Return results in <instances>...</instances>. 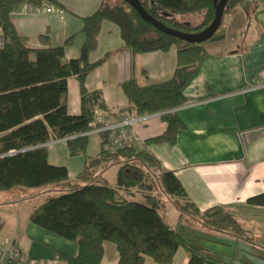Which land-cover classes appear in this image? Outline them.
Returning a JSON list of instances; mask_svg holds the SVG:
<instances>
[{"label": "trees", "instance_id": "trees-1", "mask_svg": "<svg viewBox=\"0 0 264 264\" xmlns=\"http://www.w3.org/2000/svg\"><path fill=\"white\" fill-rule=\"evenodd\" d=\"M139 1L151 16L184 32L202 31L215 17L214 0ZM46 2L55 0H0V190L62 185L64 192L48 197L34 209L30 220L76 243L75 256L57 254L66 264H104L106 242L116 245L117 264H145L147 255L159 264H170L179 247L189 254L187 264H218L219 259L198 241H209L219 234L242 237V226L224 206L201 211L190 202L175 173L163 170L160 160L147 148L152 144H175L178 132L186 127L176 109L187 103L184 88L207 54V41L192 43L171 36L156 29L124 0H103L96 12L83 18L86 40L81 56L68 59L65 46L73 36L60 46L33 48L12 21V14L21 5L41 7ZM237 6L250 12L244 0H228L224 16ZM184 15H201L202 19L192 25L179 19ZM104 20L119 25L126 45L135 55L176 46L178 64L172 78L146 85L134 78L121 83L129 109L138 115L161 113L166 129L139 145L115 152L106 147L109 134L100 133V153L86 160L85 169L73 181L66 166L49 162L46 144L69 137L71 156L87 154L95 111L107 110L100 92L86 87L88 75L104 60L89 59ZM218 31L210 40L220 38ZM40 40L49 44L50 35L42 34ZM73 76L80 85L79 115L68 110V79ZM94 164L104 166L102 172L117 165L116 182L99 178L101 173L89 179L88 170ZM80 180L87 181L77 183ZM157 188L179 209L177 227L161 214L164 199L156 194ZM247 202L264 207V192Z\"/></svg>", "mask_w": 264, "mask_h": 264}, {"label": "crops", "instance_id": "crops-1", "mask_svg": "<svg viewBox=\"0 0 264 264\" xmlns=\"http://www.w3.org/2000/svg\"><path fill=\"white\" fill-rule=\"evenodd\" d=\"M244 1L250 12L243 6L233 8L223 18L218 31L220 38L205 44L207 54L184 88L187 103L176 109L186 125L178 132L176 143L147 147L160 160L163 170L175 173L190 202L201 211L224 206L238 220L244 230L242 237L219 234L209 240L210 244L214 241L221 244L226 256L222 262L226 264L264 263V207L247 202L250 197L264 192V86L261 84L264 78V0ZM102 3L103 0H55L44 3L39 11L14 12L12 21L19 34L29 38L33 48L60 46L73 36V41L65 46V56L79 58L86 40L82 32L83 18L96 12ZM179 19L195 25L202 16L184 15ZM45 33L50 35L49 44L40 40ZM89 59L91 62L104 59L88 75L86 87L91 92H100L107 113L115 120L131 107L121 83L133 78L141 85L169 80L177 68L178 52L176 46H172L168 51L135 55L126 45L119 25L104 20L98 44ZM68 110L72 115L81 113L80 85L75 76L68 79ZM165 129L161 116L140 124L141 143L162 134ZM90 134L100 137L95 132ZM62 146L67 147V141L48 143L49 162L66 166L69 178L75 181L85 168L75 174L67 163H60L64 156ZM117 171V165L111 166L101 172L99 178L115 183ZM12 203L0 202L1 238L45 260L58 253L77 254L75 242L30 220L34 209L42 203H34L22 216L16 213L17 205ZM166 212L163 217L177 227L179 209ZM208 249L214 251L212 247ZM118 259L116 245L106 242L103 263L117 264ZM188 260L187 250L179 247L170 264H187ZM59 264L66 263L60 260ZM145 264L159 263L147 255Z\"/></svg>", "mask_w": 264, "mask_h": 264}, {"label": "built area", "instance_id": "built-area-1", "mask_svg": "<svg viewBox=\"0 0 264 264\" xmlns=\"http://www.w3.org/2000/svg\"><path fill=\"white\" fill-rule=\"evenodd\" d=\"M41 8L25 3L15 12L39 11ZM48 10L50 11L51 8H48ZM2 44L3 39L0 36V47ZM261 84L264 86V78H262ZM157 116H161V113L138 115L133 111L127 110L121 113L118 119L113 120L107 111L96 109L94 121L91 124L92 129L88 134L95 132L100 135L102 132H107L109 138L106 147L108 150L115 152L123 147L139 145L142 138L138 126ZM68 139L69 137L59 140L67 141ZM0 262L8 264H59L60 259L58 256L47 260L32 257L15 243L0 237Z\"/></svg>", "mask_w": 264, "mask_h": 264}, {"label": "rangeland", "instance_id": "rangeland-1", "mask_svg": "<svg viewBox=\"0 0 264 264\" xmlns=\"http://www.w3.org/2000/svg\"><path fill=\"white\" fill-rule=\"evenodd\" d=\"M113 2L115 0H112ZM100 137L96 134L91 135L89 134L88 139V147H87V154L86 155H78V156H71L68 152L67 147H61V150L64 151V156L62 157V160L60 163H67L70 170L78 174L85 168L86 160L89 158L91 159V155H96L100 152ZM63 154V153H62ZM104 166L101 165H91L88 172L91 175H97L100 174L103 171ZM73 174V176L75 175ZM64 192L62 185L60 184H50L42 187H25V186H16L10 190H0V202H13V205H17L16 207V213H20L21 216L26 214L29 211L30 206H33L34 203H42L45 201L48 197L58 195ZM156 194H158L160 197L164 199V205L162 206L161 214L165 215L166 210L176 211L177 208L173 204L172 200L168 198L167 196H163V194L160 192V189H156ZM164 207V210H163ZM172 212V220H174L175 214ZM19 215V214H18ZM164 216V217H165ZM169 218V217H168ZM177 220V219H176ZM213 234V233H212ZM199 244H202L206 248L212 247L214 250L212 253L213 255L219 259L218 264H226V262H222L225 259L224 251L221 249V244L218 242H210L200 240L198 241ZM212 245V246H211ZM34 257V256H32ZM41 259V258H39ZM230 264V262H228ZM235 264V263H234ZM258 264H264V263H258Z\"/></svg>", "mask_w": 264, "mask_h": 264}, {"label": "water", "instance_id": "water-1", "mask_svg": "<svg viewBox=\"0 0 264 264\" xmlns=\"http://www.w3.org/2000/svg\"><path fill=\"white\" fill-rule=\"evenodd\" d=\"M127 4L137 10L140 16L147 22L151 23L156 29L167 33L171 36L186 40L192 43H204L210 40L219 30L222 25L224 13L227 7L228 0H214L216 7L214 20L202 31L196 33L184 32L181 30L173 29L165 25L159 19L151 16L142 6L139 0H124Z\"/></svg>", "mask_w": 264, "mask_h": 264}]
</instances>
